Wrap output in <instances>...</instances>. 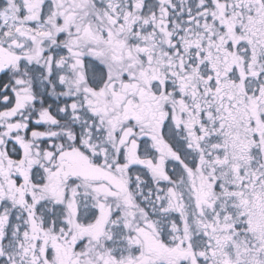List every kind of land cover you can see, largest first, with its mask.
Returning a JSON list of instances; mask_svg holds the SVG:
<instances>
[{"label": "snow or ice", "instance_id": "obj_1", "mask_svg": "<svg viewBox=\"0 0 264 264\" xmlns=\"http://www.w3.org/2000/svg\"><path fill=\"white\" fill-rule=\"evenodd\" d=\"M0 264H264V0H0Z\"/></svg>", "mask_w": 264, "mask_h": 264}]
</instances>
